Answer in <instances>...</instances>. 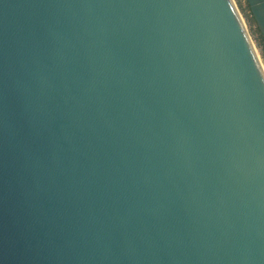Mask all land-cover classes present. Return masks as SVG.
<instances>
[{
  "label": "water",
  "instance_id": "95a60500",
  "mask_svg": "<svg viewBox=\"0 0 264 264\" xmlns=\"http://www.w3.org/2000/svg\"><path fill=\"white\" fill-rule=\"evenodd\" d=\"M0 0V264H264V0Z\"/></svg>",
  "mask_w": 264,
  "mask_h": 264
},
{
  "label": "trees",
  "instance_id": "16d2710c",
  "mask_svg": "<svg viewBox=\"0 0 264 264\" xmlns=\"http://www.w3.org/2000/svg\"><path fill=\"white\" fill-rule=\"evenodd\" d=\"M241 3V10L244 13V16L248 22V24L252 27L253 32L256 34L257 36V45L261 48V50L263 49V43H262V36L256 26V23L252 17V14L250 12V8L248 6V3L246 0H239Z\"/></svg>",
  "mask_w": 264,
  "mask_h": 264
},
{
  "label": "rangeland",
  "instance_id": "374dc122",
  "mask_svg": "<svg viewBox=\"0 0 264 264\" xmlns=\"http://www.w3.org/2000/svg\"><path fill=\"white\" fill-rule=\"evenodd\" d=\"M235 1H236V3H237V6L239 7V10H240L241 14L243 15V17H244V19H245V22H246V24H247V27H248V29H249V32H250V34H251V36H252V38H253V41H254V43H255L257 49L260 51L261 48L257 45V36H256V34L253 32L252 27L248 24V22H247V20H246V18H245V16H244V13L242 12V10H241V8H240V7H241V3H240L239 0H235Z\"/></svg>",
  "mask_w": 264,
  "mask_h": 264
}]
</instances>
